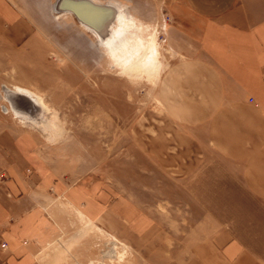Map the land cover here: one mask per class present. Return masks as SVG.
Here are the masks:
<instances>
[{"label": "crops", "instance_id": "crops-1", "mask_svg": "<svg viewBox=\"0 0 264 264\" xmlns=\"http://www.w3.org/2000/svg\"><path fill=\"white\" fill-rule=\"evenodd\" d=\"M28 1L0 0V30L11 35L29 21L16 6ZM253 2L167 0L174 55L148 110L147 139L140 132L135 145L167 178L195 180L196 195L212 197L186 264H264V11ZM32 142L0 140L10 154L0 153V264H52L65 205L101 229L110 217L135 231L157 227L103 181L66 185L45 171ZM140 238L132 244L154 242Z\"/></svg>", "mask_w": 264, "mask_h": 264}, {"label": "rangeland", "instance_id": "rangeland-1", "mask_svg": "<svg viewBox=\"0 0 264 264\" xmlns=\"http://www.w3.org/2000/svg\"><path fill=\"white\" fill-rule=\"evenodd\" d=\"M96 1L121 3L138 18L143 42H156V69L124 71L73 13L55 8L56 0L16 4L30 19L23 26L14 24L11 35L0 30V140H32L29 152L66 185L103 181L112 197H126L157 222L155 228L135 231L129 221L110 217V227L101 229L64 204L66 227L50 249L52 264H186L191 243L204 231L195 221L203 218V202L212 197L197 196L195 180L167 178L135 145L140 132L147 139L148 110L156 104L159 77L174 55L167 35L169 5L167 0ZM249 5L264 11V0ZM15 85L42 98L45 128L29 126L2 110ZM32 105L33 113L41 112ZM10 150L19 166L21 153ZM0 153L10 155L5 148ZM150 235L153 243L132 244Z\"/></svg>", "mask_w": 264, "mask_h": 264}, {"label": "bare ground", "instance_id": "bare-ground-1", "mask_svg": "<svg viewBox=\"0 0 264 264\" xmlns=\"http://www.w3.org/2000/svg\"><path fill=\"white\" fill-rule=\"evenodd\" d=\"M94 3L100 4L96 0H91ZM106 5L112 6L115 10L114 17L111 22H109L104 30L107 33L103 36L99 32L89 25L80 21V25L87 31L99 38V42L106 53L112 57L117 62L123 64L124 71L128 73H148L157 67V47L156 42L153 38L148 40L146 43L143 42V37L141 35V29L138 23V18L127 11L121 3H105ZM66 13H71L70 11H63ZM96 23L100 20L101 16L98 15ZM73 20V19H72ZM103 50V51H104ZM155 65V66H154ZM12 92L22 95L29 99L34 105L39 106L41 109V117L37 119L36 122L26 121L25 117L17 116V113H27L35 117L37 113H30L26 110L15 107L8 99L9 105L3 106L2 110L4 112L11 111V113L18 118L22 123H25L32 127L45 128L48 124V118L45 116L44 111L47 109L42 98L36 94L31 89L15 85ZM37 110V111H40ZM36 112V111H35ZM45 120L47 122H45Z\"/></svg>", "mask_w": 264, "mask_h": 264}, {"label": "water", "instance_id": "water-1", "mask_svg": "<svg viewBox=\"0 0 264 264\" xmlns=\"http://www.w3.org/2000/svg\"><path fill=\"white\" fill-rule=\"evenodd\" d=\"M54 6L58 10L70 11L79 21L95 28L100 35L104 34V27L113 19L115 13L112 6L97 4L90 0H57ZM98 15L101 18L96 23ZM7 95V98L15 107L33 113L35 108L29 99L12 91Z\"/></svg>", "mask_w": 264, "mask_h": 264}, {"label": "clouds", "instance_id": "clouds-1", "mask_svg": "<svg viewBox=\"0 0 264 264\" xmlns=\"http://www.w3.org/2000/svg\"><path fill=\"white\" fill-rule=\"evenodd\" d=\"M101 46H103V45H101ZM17 116H23V117H25L26 121L36 122L37 119L41 117V113H37V115L35 117H33L30 114H27V113H19L18 112L17 113ZM45 122H47V121L45 120Z\"/></svg>", "mask_w": 264, "mask_h": 264}]
</instances>
